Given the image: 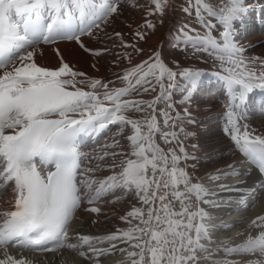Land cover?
<instances>
[{"label":"snow or ice","instance_id":"snow-or-ice-1","mask_svg":"<svg viewBox=\"0 0 264 264\" xmlns=\"http://www.w3.org/2000/svg\"><path fill=\"white\" fill-rule=\"evenodd\" d=\"M250 4L186 0L183 12L194 14L204 31L185 24L173 46L213 58L218 71L210 75L227 97L223 131L243 157L241 164L264 175V134L242 123L250 94L264 99V57L246 56L247 48L235 39L237 25L252 11ZM124 5L143 9L142 21L135 26L125 21L127 34L115 28L109 32L123 16ZM169 7V0H0V200L8 197L6 206H0V264H36L25 252L42 256L41 264H49L45 253L59 256L58 264H77L65 253L78 257L80 264H104L120 253L126 254L123 264H264V215L236 232L244 237L239 243L233 242L236 237L214 240L216 225L202 205L216 208L231 199H210L216 193L188 171L187 161L197 157L186 150L181 136L194 135L184 123L195 119L187 107L178 111L176 103L191 104L209 73L180 68L178 61H173L174 70L159 50L134 62L145 51L140 42L148 40L157 23L163 24ZM85 36L104 47H89ZM61 42L74 43L94 58L111 54L117 66L127 61L116 74L120 86L109 87L114 81L79 70L58 47L53 49L55 66L37 62L42 45ZM91 67L96 69V63ZM170 90L182 94L179 102L172 101ZM160 103L165 106L158 108ZM86 138L99 144L90 159L80 150ZM228 169L218 168L207 179L240 175L235 165ZM217 186L240 193L237 211L250 210L249 200L255 207L264 194V184ZM124 199L132 202L118 217L124 227L100 235L74 227L82 208L96 224L106 215L102 201Z\"/></svg>","mask_w":264,"mask_h":264},{"label":"bare ground","instance_id":"bare-ground-1","mask_svg":"<svg viewBox=\"0 0 264 264\" xmlns=\"http://www.w3.org/2000/svg\"><path fill=\"white\" fill-rule=\"evenodd\" d=\"M123 2V0H122ZM141 3H146V0H141ZM178 2L179 0H169L170 7L166 10V16L163 24L154 33H151L146 42H140V46L144 48V54L135 57L134 62L142 59H146L153 50L161 51L163 59L176 70V64L173 61L179 62V67H195L204 70L209 75L202 78V84L199 87L197 93L194 95L192 103L189 105H183L176 103V109L183 111V108L187 107L188 111L192 113V117L195 119L194 124L184 123V127L187 131L194 133L193 136L184 139L183 143L186 150L197 157V159H190L187 161L189 165L188 171L193 173L194 176L201 177L202 182L213 192L216 193L215 197H209L210 199H219L221 197L230 198L231 202H225L219 207L212 208L209 205H202L212 216L211 223L216 225L211 229V233L214 240H222L230 237H236V232L242 230L247 222L258 216L264 215V194L258 197V202L255 207H251L252 201L249 200L248 204L250 210L237 211L239 204L236 202V197L240 195L237 192L221 191L217 186L218 183H224L236 188L247 189L248 187L255 186L256 184H264V175L260 174L254 167L249 164H241L243 157L235 152L233 143L228 135L223 131L225 124L224 113L226 112L227 97L224 94L221 83L218 79L211 76L210 73L218 71V68L214 67V60L207 53L192 54L191 49L181 50L174 47L176 43L175 37L177 36V20H178ZM250 7L251 13L240 24V29L244 30L249 26L251 19L254 20V30L250 33L240 32L236 33L235 39L238 43L247 48L245 55L248 57L259 56L264 57V0L258 2L257 0H251ZM143 9L134 10L124 5L123 16L117 19L111 28L118 31L128 33L129 29L125 27V21L130 22L135 26L142 21ZM84 42L93 48H102L104 45L95 40H91L85 36L82 38ZM43 49V55H37V62L45 66H55L57 63V57L54 48H59L64 54L66 60L73 62L76 67L86 72L89 76L99 78L104 81H114V84L110 83L109 87H119L120 83L116 79V74L121 73L125 67L128 66L127 61H121L119 66L113 64L115 57L111 54H105L101 57L94 58L89 54L83 53L78 46L74 43L61 42L58 45L53 46H41ZM96 63L97 68L93 69L91 65ZM98 69V70H97ZM182 81L177 79V84L182 86ZM172 91V101L179 102L181 100V93L178 90ZM155 95L146 94L145 99H150ZM255 97H260L258 93L250 94L249 100L244 107L245 119L242 123H247L249 129H254L256 134H264V104H254ZM164 103L158 104V108H163ZM114 127V126H111ZM103 139L104 134H101ZM99 139V138H98ZM101 143L103 140L100 141ZM165 148L169 145H164L163 141H159ZM195 145L196 147H193ZM99 144L93 142L91 139H85L81 145L80 150L89 155L94 154L98 149ZM88 160L84 161L87 166ZM235 165L240 175L235 177H227L219 182L209 181L207 174L214 172L216 169H228V165ZM195 165L193 169L191 166ZM107 173H97V175H105ZM8 197L5 196L3 200H0V206L4 205V200ZM131 201L124 199L116 204H110L101 202L100 207L106 215L99 217V222L92 223L94 218L93 214L83 211V208L78 213L80 219L74 222V227L84 234L100 235L115 230L116 227H124L125 225L118 219V217L124 214L130 209ZM246 218L243 223L237 222V216ZM224 225H232L233 228L225 229ZM235 229V230H233ZM234 243H239L244 237H236ZM26 257L36 261V264H41L43 257L39 254H33L30 252L23 253ZM44 256L48 257L49 264H58L60 259L54 253H45ZM65 258L68 260L76 259L77 264H80L78 257H73L71 254L65 253ZM126 258V254L120 253L112 256L104 261V264H123Z\"/></svg>","mask_w":264,"mask_h":264},{"label":"rangeland","instance_id":"rangeland-1","mask_svg":"<svg viewBox=\"0 0 264 264\" xmlns=\"http://www.w3.org/2000/svg\"><path fill=\"white\" fill-rule=\"evenodd\" d=\"M141 1V0H140ZM147 1V0H146ZM258 2H260V1H263V0H257ZM212 2L214 3L215 2V0H212ZM184 6H186V0H179V2H178V20H177V29H176V33H177V36L179 35V29L180 28H182L183 27V25H185V24H189L192 28H195V29H197L198 31H200L201 33L204 31V29L203 28H201L200 27V25L199 24H197L196 22H195V19H194V14H193V16H188L186 13H184L183 12V7ZM165 16H166V13H165V15H164V17H163V21L165 20ZM149 19H152V20H156V17H149ZM213 23H215V21H213ZM161 26V24H159V23H157V27H156V30H158V28ZM240 27H242V26H240ZM240 27H239V24L237 25V32L238 33H240V32H245V33H250V29H252L253 28V26L252 25H250V26H247V27H245V29L244 30H242V29H240ZM249 29V31H247L248 29ZM155 30V31H156ZM251 32H253V31H251ZM213 34L214 35H218V33H216L215 31L213 32ZM87 165H88V162H87ZM245 214H243V215H241V216H237V222H239L240 221V219L244 216ZM235 240H237V239H235Z\"/></svg>","mask_w":264,"mask_h":264}]
</instances>
